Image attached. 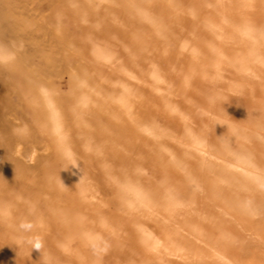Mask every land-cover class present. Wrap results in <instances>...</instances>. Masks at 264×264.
<instances>
[{"label": "bare ground", "instance_id": "obj_1", "mask_svg": "<svg viewBox=\"0 0 264 264\" xmlns=\"http://www.w3.org/2000/svg\"><path fill=\"white\" fill-rule=\"evenodd\" d=\"M35 1L0 0V264L264 263V0ZM68 26L136 69L48 70Z\"/></svg>", "mask_w": 264, "mask_h": 264}, {"label": "rangeland", "instance_id": "obj_2", "mask_svg": "<svg viewBox=\"0 0 264 264\" xmlns=\"http://www.w3.org/2000/svg\"><path fill=\"white\" fill-rule=\"evenodd\" d=\"M105 1V0H103ZM117 0H115L116 3ZM108 3V2H107ZM110 4H112V1L109 2ZM48 3H44L42 0H36L34 3V7L36 9H33L35 11L32 10V15L34 17H38L40 18L41 12L43 10H45L49 4ZM69 5L67 1L63 2L60 4V6H58L57 10H53V11H49L46 12V16H48L50 18V25L52 26L51 30L54 32V25H58L61 26L60 28L65 29V24L68 21V18H72L73 17V13L70 12V6H69V11L65 12V5ZM114 4V2H113ZM64 5V6H63ZM84 4L83 3H78L77 7L78 8H82ZM50 7V6H49ZM113 12L115 15V17L118 18L119 16V8L116 7V5L114 4L113 6ZM142 16V15H141ZM42 18V16H41ZM56 24H55V23ZM124 28H119L118 30H116L115 34L118 32H125L127 31L126 29L129 30V28H125L127 25L122 23L121 24ZM76 28L73 26H68L67 31H70L72 34L71 36L65 37V43L64 46L62 45V43L60 42H56L54 43V41H46L43 38H38V40L35 42L37 45L39 46H43L46 44V42L48 43L47 45L50 46L51 48L48 49L49 51V55L51 56V58L53 59V66L51 68H49L48 70H72L70 69V62H71V58L73 59H77L80 61L81 65L83 66V69L80 67H76L78 70H100V69H104L102 67H94L97 64H94L93 61L94 60H98L100 58L101 60V64H103L106 68L108 67L110 70H112L114 67H117L119 70H122L121 66L124 65L123 63L125 62V64H127L129 66V70H134L135 65L133 64V60H130L128 57V52L131 51V43L128 44L130 41V39L125 40V42L121 41V40H117V44H111L106 42V40L104 38L101 39V37H82L81 36V32L77 31L75 32ZM79 34V36H78ZM236 41H239L237 39V37L235 38ZM51 42L53 45H51ZM34 42H32L30 39H24V41L22 42V45H24L23 48H21L16 54V56L18 57V59L20 60V62H24L26 63V59L25 58H29V55L34 53V47H33ZM46 46V45H45ZM63 48V49H62ZM25 52V53H24ZM105 52V53H104ZM243 55H246V53L244 51L241 52ZM26 54V56L24 55ZM250 59L252 58L249 57ZM99 61V60H98ZM222 62V61H221ZM84 63H86L87 65H83ZM32 66H35L34 64ZM32 66L29 68V70H32ZM46 67L44 61H43V68ZM125 67V65H124ZM73 70H76L75 68ZM127 70V69H126ZM252 73V74H251ZM251 80L247 79V78H242L243 82L245 83L244 85L246 86H250V87H255L256 83H255V79L256 77L253 75V71L251 70ZM253 75V76H252ZM174 77V76H173ZM176 79V78H175ZM177 81V80H176ZM254 84V86H253ZM245 124H243L244 126ZM152 192L155 193L156 189H152ZM125 210H127L128 207H124ZM128 212H130L129 208L127 210ZM183 221V219H182ZM185 228L188 227L185 223V221H183ZM155 231V229H154ZM188 231V230H187ZM98 239L100 240H104L106 238V236L104 237V235L102 234H94ZM114 244V243H112ZM71 248L69 247H65L62 248L61 250H54V255H58V254H64L65 255V262L66 261H72L77 260V264H83V262H85V264L92 262L93 261V254H89L90 250H84V252L82 251H74L73 254H70ZM51 254V253H49ZM93 257V258H92ZM258 257V256H257ZM258 261L257 264H264L263 261H260L258 258H256ZM49 264H57L56 263V259L53 256V258L49 259ZM249 264H252L251 262H248Z\"/></svg>", "mask_w": 264, "mask_h": 264}]
</instances>
